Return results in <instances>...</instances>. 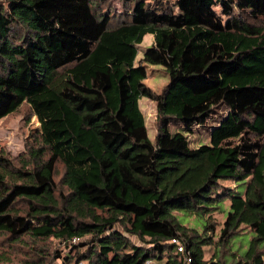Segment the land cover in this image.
Segmentation results:
<instances>
[{
	"label": "trees",
	"instance_id": "1",
	"mask_svg": "<svg viewBox=\"0 0 264 264\" xmlns=\"http://www.w3.org/2000/svg\"><path fill=\"white\" fill-rule=\"evenodd\" d=\"M122 2L128 19L111 27L90 0H0V119L26 102L40 141L18 166L0 152V234L68 243L63 264H185V255L186 264H264V29L234 11L264 18V0ZM147 34L153 43L136 63ZM146 64L167 73L162 93L145 85ZM142 97L156 103L155 140ZM220 105L228 112L208 144L191 148L169 129L203 125ZM224 200L219 240L229 251L204 260ZM241 226L250 238L237 253Z\"/></svg>",
	"mask_w": 264,
	"mask_h": 264
},
{
	"label": "rangeland",
	"instance_id": "2",
	"mask_svg": "<svg viewBox=\"0 0 264 264\" xmlns=\"http://www.w3.org/2000/svg\"><path fill=\"white\" fill-rule=\"evenodd\" d=\"M95 7V11L110 15V26L114 27L128 19L127 12L130 4L122 2V0H90ZM152 0H150L151 2ZM162 4H173L175 0H157ZM154 2V0H153ZM152 2V3H153ZM235 13L243 19L244 22L260 26L264 29V18H253L248 11L234 10ZM216 12L221 16L223 20L227 19L226 15L221 14V9L216 7ZM153 43V35L147 34L144 36L142 42L138 45V54L135 62H141L143 51ZM168 75L159 65L146 64V78L144 83L154 93L160 94L167 85ZM139 107L144 115L145 123L147 127L148 136L151 140H155V136L158 131V120L156 103L151 99L142 97L139 99ZM228 112L227 108L223 105L216 106L206 123L203 125H193L190 129L184 128L180 124H170L169 129L171 132L181 131L188 140L191 148H196L201 144H208L210 141L211 129L219 123V121ZM40 145L39 141V122L34 115L30 106L24 102L18 109L0 119V152L4 151L6 155L11 159L14 165L18 166L22 161L28 160L32 151H34ZM64 171L62 163L56 164L54 180L57 188V196L60 198V194L67 192L66 188L61 183V177ZM225 185L232 187L233 181L226 180L221 182ZM242 192L243 185L239 187ZM220 189L219 191H221ZM224 211L215 210L212 212V219H214L215 230L213 236V243L203 246V258L204 260L211 259L215 253L224 254L229 250L225 244H221L219 240V231L223 227L225 220V205H229V200H224ZM97 213L104 214L103 211L97 210ZM199 222L195 219H190L186 222V226L193 225L201 232V228L198 225ZM125 227L126 224H125ZM239 235L232 240V249L236 252H244L247 246V242L250 238L248 229L241 226ZM115 228L118 230L123 229V224L117 222ZM246 233V234H244ZM125 235L129 239L130 243L139 245L141 247H149L147 242L142 241L135 235L125 232ZM90 236H85L83 241L88 240ZM147 240V239H146ZM82 241V240H79ZM78 243V241H76ZM74 242L75 244H77ZM68 243L60 242L54 238L42 240L38 242H24V241H11L0 234V264H63L62 257L68 253L71 248L66 245ZM181 244V243H180ZM85 250L84 247L79 248V252L75 249L74 254L82 253ZM60 253L61 257L56 258L54 255ZM150 260V259H149ZM153 260V259H151ZM86 260L81 261L82 263ZM73 264L76 261L72 262Z\"/></svg>",
	"mask_w": 264,
	"mask_h": 264
},
{
	"label": "built area",
	"instance_id": "3",
	"mask_svg": "<svg viewBox=\"0 0 264 264\" xmlns=\"http://www.w3.org/2000/svg\"><path fill=\"white\" fill-rule=\"evenodd\" d=\"M172 242L177 245L178 251H180V252L184 251V247L179 243V241L177 239H172ZM189 261H190V258L187 255H185V264ZM144 264H164V263L150 259V260L145 261Z\"/></svg>",
	"mask_w": 264,
	"mask_h": 264
}]
</instances>
